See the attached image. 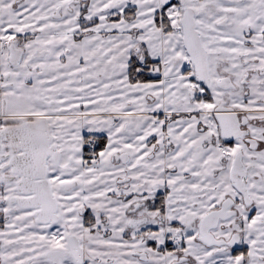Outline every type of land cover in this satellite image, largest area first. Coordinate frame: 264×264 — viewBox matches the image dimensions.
Listing matches in <instances>:
<instances>
[{
	"label": "snow or ice",
	"instance_id": "obj_1",
	"mask_svg": "<svg viewBox=\"0 0 264 264\" xmlns=\"http://www.w3.org/2000/svg\"><path fill=\"white\" fill-rule=\"evenodd\" d=\"M0 264H264V0H0Z\"/></svg>",
	"mask_w": 264,
	"mask_h": 264
}]
</instances>
